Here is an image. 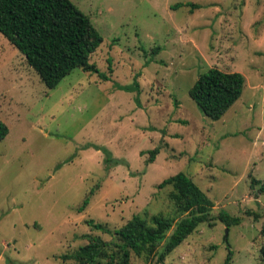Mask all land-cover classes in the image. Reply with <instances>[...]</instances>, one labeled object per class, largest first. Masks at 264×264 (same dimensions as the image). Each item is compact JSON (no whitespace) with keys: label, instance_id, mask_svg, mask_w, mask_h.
<instances>
[{"label":"rangeland","instance_id":"obj_1","mask_svg":"<svg viewBox=\"0 0 264 264\" xmlns=\"http://www.w3.org/2000/svg\"><path fill=\"white\" fill-rule=\"evenodd\" d=\"M73 2L103 37L90 59L110 80L76 68L50 89L0 32V264H77L63 255L87 235L115 240L89 220L115 230L135 215L177 217L171 186H158L181 171L212 199L214 225L164 261L133 253L131 264H222L228 244L231 264H264V0ZM211 67L246 77L217 120L190 96Z\"/></svg>","mask_w":264,"mask_h":264},{"label":"trees","instance_id":"obj_2","mask_svg":"<svg viewBox=\"0 0 264 264\" xmlns=\"http://www.w3.org/2000/svg\"><path fill=\"white\" fill-rule=\"evenodd\" d=\"M183 5L178 3L172 7ZM186 5L200 7L194 3ZM0 32L22 51L29 65L50 89L56 88L76 68L96 72L103 80H110V75L100 72L90 59L103 43V37L90 16L73 0H0ZM110 72H113L112 68ZM245 85L243 73L211 67L200 74L190 89V96L206 116L217 120L241 97ZM119 87L131 90L130 87ZM8 133V125L0 120V141ZM158 152V147L151 150L149 161L153 162ZM168 186H171L169 198L176 207L177 217L162 213L149 218L135 215L115 230L89 220L92 228L114 235L115 240L87 235V244L64 254L63 258L73 259L77 264H103V261L106 264H131L133 253L137 256L158 253L159 261H164L201 223L214 225L211 216L214 203L191 176L181 171L163 180L158 187ZM94 191L92 189V193ZM90 200L87 197L79 210H85ZM218 217L228 227L241 223V217L232 216L226 210H221ZM228 249L222 264L232 262L234 253L230 244ZM261 254L264 262V245Z\"/></svg>","mask_w":264,"mask_h":264},{"label":"water","instance_id":"obj_3","mask_svg":"<svg viewBox=\"0 0 264 264\" xmlns=\"http://www.w3.org/2000/svg\"><path fill=\"white\" fill-rule=\"evenodd\" d=\"M227 235H228V228H227V230H226V237H227Z\"/></svg>","mask_w":264,"mask_h":264}]
</instances>
